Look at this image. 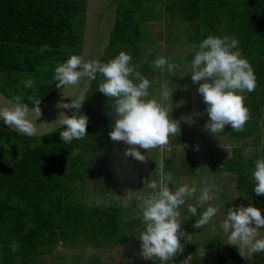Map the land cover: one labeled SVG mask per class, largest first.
<instances>
[{
	"label": "trees",
	"instance_id": "16d2710c",
	"mask_svg": "<svg viewBox=\"0 0 264 264\" xmlns=\"http://www.w3.org/2000/svg\"><path fill=\"white\" fill-rule=\"evenodd\" d=\"M162 2L151 5L150 0H120L115 31L102 61L108 62L121 51L129 53L132 63L140 65L138 70L151 81L150 89L158 71L150 60H145L144 50L159 42L156 32L150 38L142 37V24L149 28L161 19ZM164 11L171 16L173 26L181 24L191 48L210 34L238 39L243 57L254 69L257 86L253 92L244 93L251 115L244 131H233L231 125H226V135L242 140L260 138L264 113V0H175L165 3ZM85 14L86 0H0V91L11 99L20 96L30 106L29 96L41 99L42 104L59 92L54 69L71 55H81ZM185 58L190 64L194 50ZM28 80L33 82L32 88L25 87ZM102 80L97 73L81 113L89 118V135L82 139L64 143L61 129L29 138L0 123V264L66 263L71 256L65 250L55 257L59 245L83 253L88 249L100 252L118 246H141V220L135 203L124 206L113 200L97 204L98 199L120 186L126 165V143L115 142L109 135L114 119L109 115L111 101L98 91ZM171 81L195 90L202 127L209 116L198 93L199 85L192 82L191 76L185 81L178 77ZM73 151L77 154L70 155ZM262 154L260 151L249 157L239 150L233 159L220 161L216 167L224 163L219 170L238 175L239 189L250 192L245 205L264 210V195H256L251 176L254 161ZM89 181L93 183L92 192L84 187ZM90 198L92 203L87 202ZM183 231L188 237L192 230ZM187 239L183 246L190 249L192 264H199L195 238ZM13 242L19 244L15 253L10 247ZM234 253L229 259L219 258L216 264H264V252L246 262ZM77 259L76 264H81ZM88 264L113 263L95 254ZM205 264L214 263L207 258Z\"/></svg>",
	"mask_w": 264,
	"mask_h": 264
},
{
	"label": "clouds",
	"instance_id": "9594fccd",
	"mask_svg": "<svg viewBox=\"0 0 264 264\" xmlns=\"http://www.w3.org/2000/svg\"><path fill=\"white\" fill-rule=\"evenodd\" d=\"M192 48L194 58L190 63L191 79L194 84L199 85L198 93L207 105L209 116L205 130L216 136L224 131L226 125H231L233 131H244L245 124L251 118L245 105L244 93L253 92L257 82L251 63L239 49L238 39L235 36L210 34ZM132 60V56L125 51L106 63L99 60L85 62L83 56L73 54L54 69V79L58 82V89H65L78 85L85 76L95 80L99 73L103 80L99 83L98 91L111 101L112 111L109 115L113 117L114 124L109 133L110 138L129 146L126 156L144 161L146 156L140 149L147 152L155 148L163 149L169 145L170 136L178 133L181 135V131L179 121L169 115L173 109L165 103L170 95L172 99L173 93L164 85L159 99L151 97V81L138 70L140 65H134ZM165 66L171 70L172 65L163 56L152 63V67L160 71ZM33 86L31 80L25 82L26 88ZM86 95V92L81 91L71 102H62L58 107L80 109ZM27 99L31 106L23 102L20 96L12 98L14 105H0V119L20 134L34 136L38 132L34 121L43 115L41 99L35 96ZM88 122L89 118L84 114L67 116L60 113L54 124L61 126L60 136L64 143H71L89 135ZM44 124L49 123L41 125ZM77 151L70 152V155L77 154ZM261 152L264 153V146ZM156 162L155 174L159 181L146 180V187L152 192L138 204V218L144 224V228L138 232V239L142 242L140 255L144 259H158L161 264H167L178 252L183 251L185 240L181 242V238L186 237V233L182 230L180 208L186 203V199L197 192V187L194 181L192 186L182 184L171 189L169 184L173 183L172 174L165 172L162 160ZM254 164L251 176L255 182V193L257 196L264 195V154ZM223 165L224 163L219 168H223ZM214 188L213 184L200 188L197 203L203 206L209 200L218 198L213 196ZM218 211L217 206H207L193 227L201 228L211 223ZM188 212L193 216L197 215V207L189 204ZM220 227L227 235V244L236 246L242 256L245 257V251L249 255L264 252V238L260 234V229L264 228V210L252 204L247 207H230ZM10 247L15 253L19 244L13 242Z\"/></svg>",
	"mask_w": 264,
	"mask_h": 264
},
{
	"label": "crops",
	"instance_id": "0c3cea01",
	"mask_svg": "<svg viewBox=\"0 0 264 264\" xmlns=\"http://www.w3.org/2000/svg\"><path fill=\"white\" fill-rule=\"evenodd\" d=\"M176 45V50L172 51L173 55L176 56V59H180V57L186 56L193 51V48H190L187 43L185 45L183 43ZM161 56L171 59L172 67L171 70H169V68L165 66L170 73H166L164 70L160 71L156 69L158 74L156 75L153 87L156 88V90L157 88L162 90V86L166 85L170 93H173L172 99L170 95L169 99L165 101V103L170 109H173L169 115L173 119L179 121L181 135L178 133L175 136H170L169 145L163 149L155 148L148 152L144 149H140V151L146 156V160L144 161H139L125 155V174L122 176L120 186L111 191L116 194L115 197H104L98 199L97 204H100L99 200L105 201V203L102 204L106 205L114 202L113 200L117 201L116 199H119L124 206L132 202L135 203V211L139 217L140 210L138 204L140 200L138 198L146 197L152 192L151 189L146 187V180L159 181L158 175L155 174L157 170L156 161L162 160L165 172H170L172 174L173 183L169 184L171 189L174 190L177 186L182 184L192 186L195 181L197 192L191 198L186 199V203L180 208L182 230H192L191 235L181 238V242L191 236L195 238V244L198 246V263L205 264L206 259L209 258L214 264H216L219 258L229 259L234 252H236L234 254L242 256L236 246L227 244V235L221 229L220 224L226 217L227 210L230 207L239 208L240 205H244L245 207L247 206L245 204L247 203L246 201L249 200L250 192L239 189L237 174L231 173L230 171H222V169L219 170V168L216 167V164H219L220 161L222 162L233 159L236 152L239 150L243 151L249 157H252L256 152H260L262 146H264V144H262V142H264V119L262 118L260 120V138L258 139L250 138L248 140H242L240 138H229L226 135V128L223 132L218 133L217 136L212 134L210 131H206L205 125L207 123L200 127L202 116L200 110L198 109L199 107L196 108L195 105V90L191 86L182 87L179 85L180 83H177V81H171V79L173 80V77H178L182 81H185L188 77H190V64L174 61L168 52H162V54L161 52H158L156 59ZM169 76L170 78H168ZM178 88L180 90H177ZM181 89H184V92H182ZM168 102H171L170 105ZM189 108L191 111L188 110ZM196 127H198V130ZM194 129H196V131H194L192 135L187 136V134ZM128 147L129 146L126 144L125 152ZM208 184L215 185L213 196L218 198L211 199L206 204L201 206L197 203L200 195L199 189ZM225 192H230L231 197L226 195ZM189 204L197 207V215L193 216L188 212ZM209 205L217 206L219 208L218 213L212 219L211 223L204 225L201 228H194L193 224H195V222L199 219L200 214ZM143 228L144 224L141 220V227L138 232ZM260 233L262 234V238H264L263 228L260 229ZM214 240L222 241L220 243L213 244ZM116 248H129L130 260H127L128 264H161V262L157 260L144 259L140 255L141 246H118L105 249L103 252ZM132 249H139L140 251L137 254H134ZM184 250H187V253H190V249L188 247H184ZM95 254L97 253H94L93 255ZM246 255L247 252L245 251V256ZM179 257L180 253L178 252L172 260L167 262V264H179V262L175 263V260ZM191 258L193 263V256ZM102 260L104 262L117 264L103 258ZM89 261L86 264H88Z\"/></svg>",
	"mask_w": 264,
	"mask_h": 264
},
{
	"label": "water",
	"instance_id": "95a60500",
	"mask_svg": "<svg viewBox=\"0 0 264 264\" xmlns=\"http://www.w3.org/2000/svg\"><path fill=\"white\" fill-rule=\"evenodd\" d=\"M119 3L120 0H86L85 27L81 52V56H83L85 62L88 60L103 61L115 31ZM92 83L93 80L89 77H82L78 85L61 89L46 102L40 104L43 115L40 119L34 121L38 127V132L34 136L20 134L16 129L5 125L2 119H0V123L11 131L29 138H38L52 134L61 129V126L54 124L60 113H64L67 116L80 115L82 113L86 106ZM81 91L86 92L87 95L80 109L58 107L62 102H71ZM5 104L14 105V101L0 91V105ZM44 122H48L49 124L41 125ZM57 253L58 248L55 250V257Z\"/></svg>",
	"mask_w": 264,
	"mask_h": 264
},
{
	"label": "rangeland",
	"instance_id": "374dc122",
	"mask_svg": "<svg viewBox=\"0 0 264 264\" xmlns=\"http://www.w3.org/2000/svg\"><path fill=\"white\" fill-rule=\"evenodd\" d=\"M155 1H159V0H150L151 5ZM173 1H175V0H164V2H162V3H164V4L165 3H172ZM164 4L162 6H159V9L163 11V14H162L161 19L158 22L149 24V28H148V26L142 24V31H143L142 37L144 39L150 38V36H152L151 33H153V32L155 33L156 32L157 39H158V42H159L158 45H153V47L151 46L150 49L146 48L144 50V52L146 53L145 60L146 61L150 60V62H151L150 65H152V63L156 60V56H157L158 52H161V54H162V52H168L169 55L171 56V58L174 61H176V62H184L185 63V61H186L185 56L180 57V59H176L175 58L176 56L173 55L172 51L176 50V48H175L177 46L176 44L180 45L181 43H183L185 45L187 43L186 40H185L186 35H185L184 32H182L181 24L178 25L175 22L176 26L172 25V23H174V22H172L171 16L164 11ZM147 9H152V8H151V6H147ZM151 49H153V50H151ZM149 51H152V52H149ZM147 52H149V53H147ZM148 54H150V55H148ZM168 60H169V63L172 64V60L171 59H168ZM164 72L170 73V71L167 70L166 68H164ZM172 85H175V84H172ZM177 90H180V89L178 88ZM149 91L151 93V97H156V98L159 99V96L161 95V90L160 89L157 88V90H156V88L152 87L151 89H149ZM181 91L184 92V89H181ZM16 92H14V93H16ZM170 103L171 102H168L169 105H170ZM196 108H197V106H196ZM188 110L191 111L190 108ZM262 117L264 119V113H263ZM208 121H209V118H208ZM208 121H207V123H208ZM84 187H85V190L87 192H92L93 183H91L89 181V182H87L85 184ZM225 194L228 195L229 197H231L230 196L231 195L230 192H228V193L225 192ZM115 195L116 194H114V192H109V193H107L106 197L107 198L115 197ZM117 197H119V196H117ZM116 200L120 201L119 199H116ZM87 202L88 203H92L93 199L90 198V199L87 200ZM99 203L102 204V203H105V201L99 200ZM261 238H262V234H261ZM221 241L222 240H217V241L214 240L213 244L214 243L215 244L220 243ZM60 250H62V251L65 250L67 252V254L69 256H71V257L67 258L66 263H61V264H76V263H78L77 262V260H78L77 257H79V259L81 260V264H86L89 261V259H91V256L94 253L100 254V255H102L103 259H105L107 261H110V262L117 263V264H128L127 260H130L129 248L128 249L127 248H123V249L116 248V249L108 250L107 252H103V251L97 252V251L88 249V250L85 251V253H83V252H80L78 250L64 249L62 245H59L58 251H60ZM132 250H133L134 254H137L140 251L139 249H132ZM256 254L257 253L249 255L247 253V255L245 257H243V260L245 262L248 261V260H253L254 256ZM121 255H122V257H121ZM191 257H192L191 254L187 253V250H184V248H183V251L180 253V257L175 260V263L179 262V264H192V258ZM47 259H50V257L48 256ZM157 261H159V260L157 259Z\"/></svg>",
	"mask_w": 264,
	"mask_h": 264
},
{
	"label": "built area",
	"instance_id": "2783aa9c",
	"mask_svg": "<svg viewBox=\"0 0 264 264\" xmlns=\"http://www.w3.org/2000/svg\"><path fill=\"white\" fill-rule=\"evenodd\" d=\"M150 194H151V193H150ZM150 194H149V195H150ZM142 198H144V197H139L138 199L141 200ZM185 241H188V239H186Z\"/></svg>",
	"mask_w": 264,
	"mask_h": 264
}]
</instances>
